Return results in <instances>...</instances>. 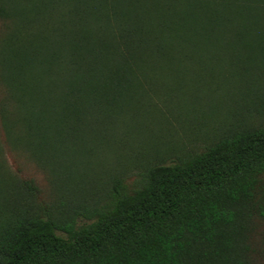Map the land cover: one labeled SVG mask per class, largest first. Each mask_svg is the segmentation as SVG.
<instances>
[{
  "label": "trees",
  "instance_id": "16d2710c",
  "mask_svg": "<svg viewBox=\"0 0 264 264\" xmlns=\"http://www.w3.org/2000/svg\"><path fill=\"white\" fill-rule=\"evenodd\" d=\"M259 73L264 0H0V98L21 101L0 113V195L15 180L39 207L1 211L0 264H264V122L246 126L242 108L214 142L148 166L140 186L113 178L81 221L57 217L30 173L93 154L85 132L122 149L119 128L154 87L197 112L184 100L193 76L238 86ZM47 92L62 98L53 111L37 96Z\"/></svg>",
  "mask_w": 264,
  "mask_h": 264
},
{
  "label": "rangeland",
  "instance_id": "374dc122",
  "mask_svg": "<svg viewBox=\"0 0 264 264\" xmlns=\"http://www.w3.org/2000/svg\"><path fill=\"white\" fill-rule=\"evenodd\" d=\"M218 75L211 77L199 74L187 81L190 87L183 90L184 100L190 99L188 102L198 108L197 112L193 109L189 113L182 112L178 108L182 97L176 90L166 92L165 89L154 87L150 91L149 105L143 106L126 129L123 126L119 128V133L127 142L116 152H103L98 143L87 142L88 133L85 132L86 140L83 144L97 150L96 154L95 151L93 154H83L79 160L72 162L68 159L57 164L54 169L30 167V173L38 179L43 190V200L50 205L57 217L64 218L76 213L81 221L85 219L84 214L109 199L113 178L126 177L131 188H136L141 185L142 173L148 166L170 163L214 142L237 122L232 116L229 119L226 111L231 114L234 108H242L243 112L237 118L243 120L246 126L264 122V74H256L254 81L238 86L222 83ZM54 93L47 92L42 96L37 93L40 99L47 100L46 105L51 107H47L48 111H53L54 105L59 107L61 104V96ZM209 97L222 102L224 108L221 110L216 107L209 111V106L213 105L208 100ZM18 101L21 102L7 101L3 95L0 98V113L4 114L8 105ZM200 108L203 110L200 111ZM20 118L23 119L19 108L18 119ZM31 121L36 122L34 119ZM29 131L39 133L35 129ZM7 160V168L11 174L9 178L14 179L16 167L9 158ZM11 181L12 190L0 195V214L3 211V219L24 209L31 212L38 210L32 195L18 181Z\"/></svg>",
  "mask_w": 264,
  "mask_h": 264
}]
</instances>
